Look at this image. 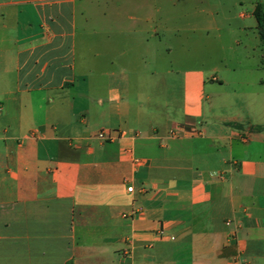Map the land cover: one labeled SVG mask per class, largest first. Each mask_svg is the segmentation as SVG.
Returning <instances> with one entry per match:
<instances>
[{
    "label": "crops",
    "instance_id": "crops-1",
    "mask_svg": "<svg viewBox=\"0 0 264 264\" xmlns=\"http://www.w3.org/2000/svg\"><path fill=\"white\" fill-rule=\"evenodd\" d=\"M191 1L0 0V264H264V117L159 69Z\"/></svg>",
    "mask_w": 264,
    "mask_h": 264
},
{
    "label": "rangeland",
    "instance_id": "rangeland-1",
    "mask_svg": "<svg viewBox=\"0 0 264 264\" xmlns=\"http://www.w3.org/2000/svg\"><path fill=\"white\" fill-rule=\"evenodd\" d=\"M264 0H195L181 3L192 24L203 23L211 29L206 33L184 32L179 35L164 33L159 43V69L166 68L167 45L171 43L173 69L177 71L202 68L217 70L223 82L215 83L216 112L225 117H264V47L255 14L256 3ZM167 4V2H166ZM165 4V5H166ZM203 13V11H205ZM247 15L249 19L243 20ZM253 15V16H251ZM166 19V18H165ZM174 24L183 22L178 16ZM198 22V23H197ZM138 83V82H137ZM162 90L163 80L141 82L143 90ZM181 82L175 81V90L181 91ZM153 100H162L152 97ZM146 103L147 98H141Z\"/></svg>",
    "mask_w": 264,
    "mask_h": 264
},
{
    "label": "trees",
    "instance_id": "trees-1",
    "mask_svg": "<svg viewBox=\"0 0 264 264\" xmlns=\"http://www.w3.org/2000/svg\"><path fill=\"white\" fill-rule=\"evenodd\" d=\"M254 16L257 21L258 30L264 47V4L261 3L260 1L256 3ZM263 63H264V58H263Z\"/></svg>",
    "mask_w": 264,
    "mask_h": 264
},
{
    "label": "built area",
    "instance_id": "built-area-1",
    "mask_svg": "<svg viewBox=\"0 0 264 264\" xmlns=\"http://www.w3.org/2000/svg\"><path fill=\"white\" fill-rule=\"evenodd\" d=\"M98 138H99L100 140H111V139H112V136H111L110 134H107V133H105L104 131H102V132H100V133L98 134Z\"/></svg>",
    "mask_w": 264,
    "mask_h": 264
}]
</instances>
